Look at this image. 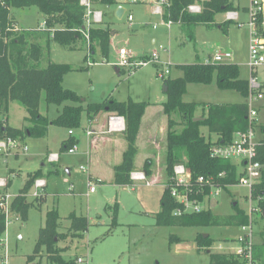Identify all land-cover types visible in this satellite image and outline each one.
Instances as JSON below:
<instances>
[{
	"label": "rangeland",
	"instance_id": "374dc122",
	"mask_svg": "<svg viewBox=\"0 0 264 264\" xmlns=\"http://www.w3.org/2000/svg\"><path fill=\"white\" fill-rule=\"evenodd\" d=\"M152 1V3L147 0L139 4H125L133 13L132 23L128 22L127 17H116L115 6L105 8L107 15L104 16L102 24L109 23L112 30L116 32L108 58L97 53L92 61L87 60L86 58L92 55V51L83 41L80 43L81 48L76 50L52 43L49 59L57 63H69L74 68L65 74L64 87L73 89L82 96L80 103L67 102L66 104H82L86 107L89 103L101 102L108 98L119 101L129 98L135 101H150L154 103L152 104L154 106L148 109L147 117L157 111L158 115H163L159 118L160 121L163 122L162 118H165L168 123L167 117L160 113L155 105V103L161 105V102L167 99L164 78L160 75L163 67L151 63L134 72H129L127 68L118 72L116 67H119L120 55L117 51L122 47L138 57L158 51L162 61L171 63L168 76L172 78L182 76L180 65L206 62L217 49L231 50L233 53L231 62L239 65L241 78L249 80L251 69L247 62V50L251 31L249 21L245 20L243 25L239 23L243 22L245 16L243 10L246 6H250L251 0H233L242 18L238 23L236 21L230 23L228 33L219 28V25L212 29L199 25L195 29V38L192 40L187 29L181 24L168 25L160 14L154 13L155 0ZM94 8L103 12V6ZM10 12L21 28H35L44 20L43 13L36 6L11 8ZM224 16H226L225 13H219L216 19L221 20ZM42 25H45V22L40 26ZM46 64L42 63V66ZM254 72L263 86L253 104L258 112L256 116L258 125L264 126V64L256 68ZM183 99L199 103L245 101V98L236 90L219 88L216 75L208 84L189 83ZM61 109L62 106L48 105L44 95L42 96L40 103L42 114L53 119ZM202 113L201 106L196 114L201 116ZM104 114V111L100 112L99 118ZM28 115L26 107L20 101L13 100L10 103L7 122L17 128L28 127L31 125L25 119ZM87 125L88 116L85 111L81 127L73 130L80 139L77 146L79 152L75 154L61 151L62 141L69 136V130L57 124H50L48 133L44 137H28L25 144L21 142V146L7 150L0 149L1 178L10 176L6 175L8 169L4 160L15 155H19V158L12 161V166L24 170L23 175L16 179L11 190H9L7 178L6 188L11 194L17 195L19 187L23 186L27 172L39 168L44 162L45 166L38 170L42 171V176L39 178L45 179L46 185L39 190V196L34 195L35 186L33 185L27 193L28 201L32 202L41 197L46 190L48 192L47 200L41 207L36 204L30 206L27 219L18 212H12L20 219L16 220L12 217L6 232L0 237V255L8 254V264H27L28 256L34 253L40 229L45 225L46 213L53 207L57 208L61 216L60 231L68 233L65 239L60 240L58 246L64 248L63 255L66 258L85 257L87 261L82 264H155L157 262L160 264H210L208 252L199 250L197 245L199 234L210 235L215 240L209 248L212 252H229V249H234L236 252L240 248L239 237L249 232V229H244L243 226H161L157 224L156 213L161 208L160 199L166 181L165 139L161 141V150H156L158 148L155 149V146L148 147L142 138L137 142L138 146L140 145V152L136 158L137 170L143 169L141 164L147 156H156V153L161 156L159 160L153 161L155 163L153 170L158 177H156L157 182L151 185L137 183L136 186L121 187L117 184H99L93 181L96 190L91 193L88 186V173L81 169V165L86 167L84 159H87L89 150L85 130ZM259 126L256 129L257 138L262 137ZM177 128L181 129V126ZM202 131L205 135H209L207 127L204 126ZM211 135L212 138H216L215 134ZM24 146H27V150H24ZM49 153H60V161L50 162L47 159ZM66 168H71L70 175ZM10 169L9 171L12 172L9 174L14 177L20 176L21 171ZM148 179L152 182L150 178ZM248 196L247 187L235 185L228 190L222 189L220 194L210 198V204L207 202L205 204L214 213L227 215L234 213V203H238V206L249 214L251 202ZM116 201L119 203V213L117 224L113 225L111 213L105 210V207L113 206ZM252 205L256 209L251 216L252 244L259 251H264V208L256 197ZM72 212L89 219V230L82 238L74 237L73 232L70 231L71 221L67 217ZM172 236L181 240L171 242ZM37 261L41 264H54L49 262L45 247L42 248Z\"/></svg>",
	"mask_w": 264,
	"mask_h": 264
},
{
	"label": "trees",
	"instance_id": "16d2710c",
	"mask_svg": "<svg viewBox=\"0 0 264 264\" xmlns=\"http://www.w3.org/2000/svg\"><path fill=\"white\" fill-rule=\"evenodd\" d=\"M91 2L108 8L119 5L123 0H91ZM197 2L200 0H167V4L164 5L163 20L172 24H181L187 29L192 40L199 25L208 28L220 25L226 31L231 20L219 24L216 22V15L238 10L232 0H204L200 2V12H190L189 6ZM32 6H36L43 13L45 25L35 28L19 27L17 19L11 15V8ZM86 16L87 9L81 4V0H0V140L12 137L21 142L28 137L41 138L47 135L50 124H57L68 130L78 129L82 125L85 111L91 119L102 111L108 113V116L111 114L124 116L127 148L123 152L122 161L114 167V183L133 185L131 173L135 170V158L138 154L137 139L149 102L108 98L101 102L89 103L86 107L82 104H66L82 101V96L77 91L63 85L65 74L74 68L69 63H57L49 59L53 42L74 50L82 41L87 43L92 51L91 60L98 50L104 58L109 57L113 33L110 24L106 22L92 24L86 29L84 28ZM262 21L263 15L258 12L257 30L264 38ZM42 63L47 64L42 66ZM180 67L182 76L164 77L167 100L163 102V110L168 117L164 162L166 183L170 181L175 165L182 162L188 166L193 183L200 176L215 178L225 172L223 178L215 180V185L228 190L230 188L228 185L238 180L239 165L232 159L213 157L211 147L215 144L232 143L237 132L248 129L249 80L241 78L239 66L235 63L196 62ZM214 75L217 77L219 88L236 90L245 101L199 103L183 99L189 83L208 84L212 82ZM43 95L48 105L62 106L60 113L53 119L40 111ZM13 100L20 101L26 107L29 115L25 119L31 123L30 126L17 128L7 122L10 103ZM201 106L202 119L194 120L198 117L196 112ZM178 126H181V129H178ZM204 126L207 127L209 135H205L202 131ZM260 128L263 137L257 148L258 160L264 163V126ZM212 133L216 135V139L212 138ZM77 141L75 137L63 141L61 151H67ZM153 163V159H148L143 167L147 177L154 174ZM41 176V170L28 173L24 186L12 202V210L21 214L24 219L28 217L30 206L36 204L41 207L47 200L46 193L32 202L27 198V193L35 180ZM4 191L0 190V192ZM203 191L204 193L198 195L200 200L205 199L210 188L206 186ZM259 195L263 196L259 202L264 208V174L253 190L254 197ZM160 201L161 208L156 213V222L161 226H245L251 222L248 212L241 209L238 203H234V213L227 215L216 214L210 207H205L200 212L174 214V210L180 207V204L171 196L167 186L164 187ZM105 210L110 211L112 224L116 225L119 203L116 201L113 206L107 205ZM67 218L71 221L70 231L73 232V236L84 237L90 226L88 217L72 212ZM61 227V216L57 208L53 207L46 213L45 225L40 229L34 253L28 256L27 264H41L37 261V257L43 247L46 249L49 262L77 264V258H66L63 255L64 248L58 246L60 240L68 236V233L60 231ZM6 230V217L0 210V237ZM175 240L181 239L172 236L171 242ZM214 241L210 235L197 236L199 250L208 252L210 264H245L242 254L210 251L209 248ZM253 256L258 264H264V251H259L253 246Z\"/></svg>",
	"mask_w": 264,
	"mask_h": 264
},
{
	"label": "built area",
	"instance_id": "2783aa9c",
	"mask_svg": "<svg viewBox=\"0 0 264 264\" xmlns=\"http://www.w3.org/2000/svg\"><path fill=\"white\" fill-rule=\"evenodd\" d=\"M125 2H139L142 0H124ZM81 4L84 5L87 9V16L84 28L91 27L92 24H98L103 22V12L96 10L94 4L91 0H81ZM167 4V0H155L154 13L160 14L163 17L164 5ZM189 11L197 13L201 11L200 5H191L189 6ZM261 12L263 15L262 24L264 26V10L260 0H252L249 14L250 20L248 25L250 27V42H249V56H248V65L251 69V75L249 78V87L250 94L247 99L249 106V127L246 131H239L235 134L233 142L229 144H215L211 147V154L216 158L232 159L234 162L239 165V177L237 182L234 184H229V187L240 185L247 187L249 189L248 199L251 202L250 208V218L251 222L248 225L243 226L244 229L248 228L249 232L244 233L239 237L240 248L236 253L242 254L245 259V264H258L254 260L253 256V244H252V214L256 209L253 207L252 202L254 200L253 190L255 186L260 182L264 174V163L258 160V146L262 140L257 138V109L254 107V99L257 98L261 92L262 84L258 81L257 76L255 75L254 70L259 66L264 64V38L259 34L257 30V14ZM229 19H236V14L234 12H228L227 14ZM130 23L133 22V14H128L127 16ZM165 21V20H164ZM168 25L172 24L170 21H165ZM243 25V23H239ZM44 26V25H43ZM119 53V63L118 65L123 68H127L129 72H134L142 66L149 65L151 63L155 65H160L163 67V70L160 72V75L164 78L170 73V62H165L160 59V54L158 51H153L149 55L145 56H135L131 55L129 51L122 47L118 51ZM232 58L231 52L228 51H216L206 63H228ZM261 96V95H260ZM126 130V120L124 116L117 114H111L108 116L107 125L105 132L114 133V132H124ZM260 130H262L260 128ZM70 134L73 133V130L69 131ZM262 132V131H261ZM87 136H93L96 132L92 129L86 130ZM21 146V142L12 137H6L0 141V149L7 150L8 148H14ZM24 150H27V146L23 147ZM77 152V145H73L67 150L69 154H75ZM47 159L50 162H55L60 159V153H49ZM239 161V162H237ZM83 171H87V168L81 165ZM226 175L225 172L220 173L217 177H203L200 176L196 179V184L193 183L192 176L188 166L184 163H178L175 165L171 179L168 183H164V187L169 188L171 196L180 204V207L174 210V214L180 215L186 212H200L204 209L207 204H210V198L214 195L220 194L223 187L216 186L215 180L223 178ZM131 178L133 181H146L147 184L150 182L147 179V175L143 170H134L131 173ZM93 180L89 178V191L92 193L95 189V184L92 183ZM8 184L7 178L0 177V190H5L0 192V210L5 214L6 223L12 221V217L20 219L12 210V202L16 195H13L6 188ZM46 185L45 179H36L35 186V196H39V190ZM208 186L210 188L209 193L204 200H200L198 195L204 193V187ZM258 201L263 199V196L259 195L256 197ZM207 202V204H205ZM260 209V208H259ZM87 259L83 256H79L76 259L77 264H82L86 262ZM0 263L8 264V254L0 255Z\"/></svg>",
	"mask_w": 264,
	"mask_h": 264
},
{
	"label": "crops",
	"instance_id": "0c3cea01",
	"mask_svg": "<svg viewBox=\"0 0 264 264\" xmlns=\"http://www.w3.org/2000/svg\"><path fill=\"white\" fill-rule=\"evenodd\" d=\"M149 1L151 3L153 2L152 0H149ZM202 1H204V0H200V2H202ZM260 1L262 3V7H263V10H264V0H260ZM144 2H147V0H142V1H139V2H125L123 0L122 3H120L117 6H115L114 15L116 17H118L116 15L117 9L119 7H123L124 10H123V13H122V17H127L128 14H133V13H132V11H130L125 6L126 3H128V4H132V3L133 4L134 3L139 4V3H144ZM200 2H197L196 5H200L201 6ZM251 2H252V0H251ZM250 5H251V3H250ZM94 6H97V5H94ZM108 8H111V7H108ZM249 8H250V6H246L244 8V10H243L244 11V15L246 16V17L244 16V18L242 20L243 22H241L243 24H245L246 21L247 22L249 21V11H248ZM102 9H103V18H104V16L107 15V12L105 11V7H103ZM153 10H154V7H153ZM229 12H234L236 14V17L237 18L236 19H229L228 16H227L228 12H225V15L226 16H224L223 19H221V20H217L216 19V22L219 23V24H222L225 21L231 20V22L232 21H236L238 23V21L241 20L240 18H242V14L238 10L229 11ZM127 20H128V18H127ZM44 22H45V16H44V20H43V22L41 24H43ZM128 22H129V20H128ZM236 22H235V24H236ZM18 26H19V24H18ZM129 26L131 27V25H129ZM229 26H230V24H229ZM229 26L226 29V32L227 33L230 30V27ZM219 28L222 29V27L220 25H219ZM209 29H212V28H209ZM115 34H116V32L113 31L112 38H111V46H113V44H114L113 43L114 42L113 37L115 36ZM249 42H250V37H249ZM249 42H248V50H247V62H248V56H249ZM80 43H82V42H80ZM77 48H79V49L81 48L80 47V44H78L74 50H76ZM118 51H117V53H118ZM216 51H228V52H231L232 58L228 61V63H233V62H231L232 59H233V53H232L231 50L217 49V50L214 51V53ZM97 53L100 54L99 51ZM129 53L131 55H133L131 52H129ZM213 54H211L210 56H212ZM86 56L87 55L85 54V57ZM88 58H87V60L92 61L90 59V56ZM198 58H199V56H198ZM119 67H116L117 71L118 72L123 71V67H120V68ZM255 75H256V72H255ZM129 99H131V98H129ZM163 102H161V105H158L157 103H155V105H156V108H158V111H160V113L162 112L167 117V115L164 113V110H163ZM189 102H195V101H189ZM207 103H214V102H207ZM152 104H154V103L149 101V105H148V107L146 109V113H145V115H144V117L142 119V123H141V127H140V132L138 134L137 142H139L138 140H140V138H142V140L144 141V143L148 147H154L155 146V149L158 148L156 150H161L162 149L161 141H164V139L166 140V133H167L168 123H166L165 118H162L163 119V122L160 121L159 118L163 117V115H158L157 111L154 112V113H152L150 115V117H147L148 109L151 108V106H154ZM99 115H100V113L97 116H95V118H92V119L88 117V125L85 127V130L92 129V130H94L96 132V134H94L93 136H90V137L87 136L88 143H89V150H88V153H87V159L86 160L84 159V161H85L84 163H86V168H87V171L86 172L88 173L89 178L91 180H93L94 182H97L99 184H106V183H108V184H115L114 183V167L122 161L123 152L127 148V141H126V138L124 136V132H114V133H107V132H105L106 125H107V119H108V113L105 112L104 116H102L101 118H99ZM198 117H201V116H198ZM167 119H168V117H167ZM8 120H9V116H8ZM257 124H259L258 121H257ZM260 126H262V125H260ZM70 137H75V138L78 139V141L76 143L77 146H78V144L80 143V139H79V137H77L75 135V131L72 134H70V132H69V136L66 139H64L63 141L67 140ZM26 140H27V138L25 140H22L21 142L23 144H25ZM138 144L139 143H137V145ZM138 149H139L138 150V154H139V152H140V145L138 146ZM78 152L79 151H78V147H77V152L76 153H78ZM137 155H136V158H137ZM155 155L156 156H147L145 158L144 162L141 164L142 168L144 167V165H145V163L147 162L148 159H153V161H154V159H156V160H159L160 159L161 156L157 155V153ZM15 158H19V155H15V157L8 158L7 160L2 159V160L5 161V163L7 165L6 168L8 169V171L6 170V175H10V176H7L8 181H9V190H11L13 188L14 182L17 181L16 179L20 178L23 175V173H24L23 168H20V167L17 168V167H13L12 166L11 163H12V161ZM136 158H135V170H137L136 169V166H138L137 165V159ZM59 161H60V159H59ZM237 162H239V161H237ZM154 164L155 163H153V166H154ZM59 165H60V162H59ZM44 166H45V162L39 168H37V169H35L33 171H28L27 174L30 173V172H34V171H36L38 169H41ZM153 166H152V168H154ZM10 168L17 169V170L21 171L20 176L14 177V176H12V174H9L10 172H12V171H9V170H11ZM57 170H58V168H57ZM66 171L70 175L71 168H66ZM27 174H26V179H27ZM156 177H157V175L154 172V174L152 176L147 177V179L150 178V180H152V182H151L148 179V181L150 182L149 184H147L144 181H133V185H118V186H121V187L122 186L123 187L124 186H127V187H129V186H136L137 183H145L147 185H151L155 181L156 182L158 181V179H157L158 177L157 178ZM26 179L23 181V186L25 184ZM21 189L22 188L19 187V191ZM46 195H48L47 190H46ZM222 252L223 253H232V252H235V251H234V249L233 250L232 249H229V252H227V251H222Z\"/></svg>",
	"mask_w": 264,
	"mask_h": 264
},
{
	"label": "water",
	"instance_id": "95a60500",
	"mask_svg": "<svg viewBox=\"0 0 264 264\" xmlns=\"http://www.w3.org/2000/svg\"><path fill=\"white\" fill-rule=\"evenodd\" d=\"M123 10H124L123 7H119V8L117 9V13H116V15H117L119 18L122 17ZM164 91H167V87H166V86H164ZM200 119H202V118H201V117H196L194 120H200ZM204 236H207V235H204ZM157 263H158V262H157Z\"/></svg>",
	"mask_w": 264,
	"mask_h": 264
}]
</instances>
